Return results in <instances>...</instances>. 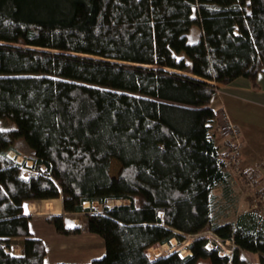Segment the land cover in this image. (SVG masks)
Returning <instances> with one entry per match:
<instances>
[{"label": "trees", "instance_id": "16d2710c", "mask_svg": "<svg viewBox=\"0 0 264 264\" xmlns=\"http://www.w3.org/2000/svg\"><path fill=\"white\" fill-rule=\"evenodd\" d=\"M263 69L264 0H0V119L15 122L0 129V264H47L24 204L58 197L106 243L90 262L58 264H253L242 250L264 264V220L253 213L213 226L232 254L197 237L187 255H148L206 229L219 184L233 198L215 85L255 82ZM20 138L30 168L10 154ZM46 219L63 234L85 229L64 214Z\"/></svg>", "mask_w": 264, "mask_h": 264}, {"label": "crops", "instance_id": "0c3cea01", "mask_svg": "<svg viewBox=\"0 0 264 264\" xmlns=\"http://www.w3.org/2000/svg\"><path fill=\"white\" fill-rule=\"evenodd\" d=\"M194 31L195 25L189 32L191 41H197L202 35L200 32L198 38H193ZM221 84L222 90L217 93L215 107L218 110L225 106L230 118L241 126L243 131L241 165L244 169H249L264 162V69L258 74L255 82L248 77L240 76L229 83ZM222 136L224 137L223 131L217 136L220 151L230 149L226 141L221 142ZM261 184L264 186V171ZM30 203L33 205L30 206ZM35 203L37 206H34ZM44 203H48L47 206ZM24 208L30 215L31 230L36 236L44 239L47 245V264L86 263L104 254L105 240L99 234L86 230L85 212L65 211L62 197L26 200ZM52 214H64L68 222L74 225L82 224L85 229L81 233H60L56 226L46 219ZM13 248L16 253L22 251L19 243H14ZM253 253L259 254L260 259V253Z\"/></svg>", "mask_w": 264, "mask_h": 264}, {"label": "rangeland", "instance_id": "374dc122", "mask_svg": "<svg viewBox=\"0 0 264 264\" xmlns=\"http://www.w3.org/2000/svg\"><path fill=\"white\" fill-rule=\"evenodd\" d=\"M196 15V13H195ZM202 32V29L199 25H195V31L192 33L193 38H198L199 33ZM177 56L185 57L189 63H192V59L185 53H178ZM15 127V122L9 118H1L0 119V129H9ZM224 133V132H223ZM226 134L224 133V137L222 136L221 142L226 140ZM15 149L10 152L11 156H13L17 161L23 162L26 161L27 165L32 166L34 161L32 158L34 157V151L29 146L24 138L18 139L15 144ZM225 153L228 152V148L225 149ZM222 152V151H221ZM45 167L42 166V169ZM231 168V167H230ZM229 168V170H230ZM121 169V163L117 159H113L111 163V173L117 175ZM25 175H29L31 170L26 168ZM233 174L234 183L232 184V195L233 198L229 199L224 193V187L222 185H218L214 189L215 194V203H214V211H213V220L211 224L204 229L201 233L197 235H184V240L180 241L177 238H174L169 243L157 244L155 245L156 249L153 248L149 250V257L153 259L154 257H158L160 255H168L175 251H180L182 255H187L191 253L189 249V244L197 237H208L209 238V246L210 247H219L222 250L223 254H232L233 248L235 247V243L233 240H222L214 231L213 226L217 223H224L226 221L236 222L238 216L242 213H253L256 215L262 216L264 220V203L261 200V195L259 189H252L247 191L244 182H242V176H239L231 170ZM241 181V184H239ZM263 185L261 184L260 187ZM115 203H123V201H109V205H113ZM128 203V201H126ZM36 204V203H35ZM96 207H100V210H103V206L96 202L94 203ZM37 206V204L35 205ZM46 206V204H45ZM86 206H90V203L86 202ZM15 244L20 242V239L14 240ZM243 256H245L251 263L257 264L259 262V254H254L249 250H242ZM198 264H211L209 258H200L198 260Z\"/></svg>", "mask_w": 264, "mask_h": 264}, {"label": "built area", "instance_id": "2783aa9c", "mask_svg": "<svg viewBox=\"0 0 264 264\" xmlns=\"http://www.w3.org/2000/svg\"><path fill=\"white\" fill-rule=\"evenodd\" d=\"M217 93H220L222 86L220 84L215 85ZM217 119L221 125L222 131L229 136L232 141V146L225 153L226 150L222 151L221 158L226 164L227 179L230 184L234 183L233 174L231 170H234L236 174L242 176L247 191L259 189L261 200H264V186L260 187L263 178L264 162H260L254 167L244 169L241 165L242 148H243V131L241 126L236 124L231 118L225 106H221L217 110ZM231 167V168H230ZM230 168V170H229ZM232 185V184H231ZM264 203V201H262Z\"/></svg>", "mask_w": 264, "mask_h": 264}, {"label": "bare ground", "instance_id": "6f19581e", "mask_svg": "<svg viewBox=\"0 0 264 264\" xmlns=\"http://www.w3.org/2000/svg\"><path fill=\"white\" fill-rule=\"evenodd\" d=\"M88 203V202H87Z\"/></svg>", "mask_w": 264, "mask_h": 264}]
</instances>
